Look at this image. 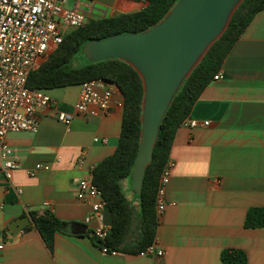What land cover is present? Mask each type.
Returning <instances> with one entry per match:
<instances>
[{"label": "crops", "instance_id": "crops-1", "mask_svg": "<svg viewBox=\"0 0 264 264\" xmlns=\"http://www.w3.org/2000/svg\"><path fill=\"white\" fill-rule=\"evenodd\" d=\"M145 5L144 0H89L83 8L90 18ZM220 71L223 77L212 79L189 114L209 124L179 126L172 142L169 157L175 165L167 201L174 204L157 217L154 240L162 255L102 253L91 225L84 223L90 207L76 197L78 181L117 146L123 109L118 90L116 105L107 113L77 115L65 126L44 110L37 132L8 133L19 166L9 179L0 173V264H223L221 252L227 248L244 250L247 264H264V226L244 224L248 209L264 206V9L235 42ZM78 93L79 87L75 101ZM37 163L47 168L30 175ZM123 186L128 189L126 179ZM131 193L137 206V195ZM47 210L69 223V232L56 231L51 245L33 220ZM24 216L30 222L11 235L9 225ZM105 222L111 227L107 210ZM75 224L81 226L73 229Z\"/></svg>", "mask_w": 264, "mask_h": 264}, {"label": "trees", "instance_id": "trees-1", "mask_svg": "<svg viewBox=\"0 0 264 264\" xmlns=\"http://www.w3.org/2000/svg\"><path fill=\"white\" fill-rule=\"evenodd\" d=\"M144 1L146 5L138 10L90 17L83 25L68 29L62 42L31 70L27 79L29 88L45 90L79 85L93 78H102L117 86L123 98L120 136L114 152L93 167L92 179L101 190L106 210L111 216V228L105 244L132 253L143 251L155 240V195L177 128L189 116L201 92L221 69L227 54L255 14L264 9V0H243L223 34L209 47L179 87L159 124L152 159L145 169L136 206L127 198L122 181L130 177L139 149L144 94L141 77L131 65L118 58L89 61L81 52V47L88 40L144 31L160 21L177 0ZM33 220L48 245L52 244L56 231L69 232V223L56 218L49 210L34 216ZM244 224L246 227L264 226V206L248 209ZM92 238L97 244L101 243ZM221 259L223 264H247V255L242 249H224Z\"/></svg>", "mask_w": 264, "mask_h": 264}, {"label": "built area", "instance_id": "built-area-1", "mask_svg": "<svg viewBox=\"0 0 264 264\" xmlns=\"http://www.w3.org/2000/svg\"><path fill=\"white\" fill-rule=\"evenodd\" d=\"M89 0H0V173L7 179L19 166L18 159L7 141L8 133L37 132L40 112L50 110V115L65 126L75 116H96L109 112L116 102L117 86L102 78L88 79L79 84L76 101L69 107L47 94L45 89L27 86L28 75L62 42L68 29L83 25L88 12L83 6ZM139 1V0H137ZM219 70L214 80L222 78ZM121 105V103H118ZM209 121L186 117L180 126L195 128L207 126ZM104 142L106 139L94 138ZM175 165L168 157L160 174L155 195V213L160 216L169 204L167 185ZM47 165L37 163L28 173L34 175ZM76 197L87 203L89 213L84 223L91 225V235L100 240L102 253L117 255L119 250L106 245L110 225L105 222L106 200L93 183L92 174L78 181ZM4 243L0 242V251ZM147 255H162L163 250L155 241L143 251Z\"/></svg>", "mask_w": 264, "mask_h": 264}, {"label": "water", "instance_id": "water-1", "mask_svg": "<svg viewBox=\"0 0 264 264\" xmlns=\"http://www.w3.org/2000/svg\"><path fill=\"white\" fill-rule=\"evenodd\" d=\"M243 0H177L164 17L141 32L118 33L86 41L81 52L92 62L118 58L131 65L143 84L139 149L131 169V189H142L145 169L152 159L159 124L172 98L209 47L227 28ZM30 222L15 219L10 234ZM73 229L78 225H72ZM79 228V227H78ZM85 229L80 228L79 232Z\"/></svg>", "mask_w": 264, "mask_h": 264}, {"label": "rangeland", "instance_id": "rangeland-1", "mask_svg": "<svg viewBox=\"0 0 264 264\" xmlns=\"http://www.w3.org/2000/svg\"><path fill=\"white\" fill-rule=\"evenodd\" d=\"M79 85H74V86H70V87H62V88H55V89H50L47 90V94H49L52 98L56 99L57 101L61 102V103H74L75 102V93L78 89ZM126 181L128 183V189H125L124 187V192L125 194L130 198L131 202L134 204L135 200L134 197L135 195H133L131 193V179L130 177L126 178Z\"/></svg>", "mask_w": 264, "mask_h": 264}]
</instances>
